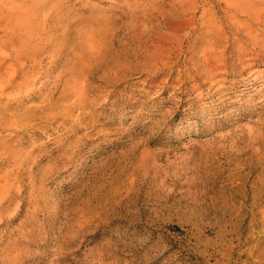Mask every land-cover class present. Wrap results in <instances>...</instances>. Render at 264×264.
Returning a JSON list of instances; mask_svg holds the SVG:
<instances>
[{
	"label": "rangeland",
	"instance_id": "rangeland-1",
	"mask_svg": "<svg viewBox=\"0 0 264 264\" xmlns=\"http://www.w3.org/2000/svg\"><path fill=\"white\" fill-rule=\"evenodd\" d=\"M180 1L0 0V264H264V0Z\"/></svg>",
	"mask_w": 264,
	"mask_h": 264
},
{
	"label": "bare ground",
	"instance_id": "bare-ground-1",
	"mask_svg": "<svg viewBox=\"0 0 264 264\" xmlns=\"http://www.w3.org/2000/svg\"><path fill=\"white\" fill-rule=\"evenodd\" d=\"M181 1H182V0H181ZM181 1H180V4H181ZM230 1L234 2L235 7L238 8V9H236V11H235V12H236L235 15H240L239 12H240V13H244V14H246L247 11L244 9V5L247 6V5H249V3H245L244 0H230ZM248 1H249V2H252L253 0H248ZM183 2H184V0H183ZM183 2H182V3H183ZM185 2L188 4V7H187V8L185 7L186 9L184 8V9H182V10L179 11V12H182V13H183L184 10L189 11V9L195 7V6L193 5L192 0H190V3H189L188 0H185ZM147 3H148V2H147ZM178 3H179V2H178ZM194 3H195V2H194ZM148 4H149V3H148ZM184 4H185V3H184ZM151 5H152V4H151ZM151 5H150V6H151ZM181 6H182V5H181ZM186 6H187V5H186ZM178 14H179V13H178ZM180 14H181V13H180ZM247 15H250V14L247 13ZM251 17H252V16H251ZM175 35H176V34H175ZM176 38H177V37H176Z\"/></svg>",
	"mask_w": 264,
	"mask_h": 264
}]
</instances>
